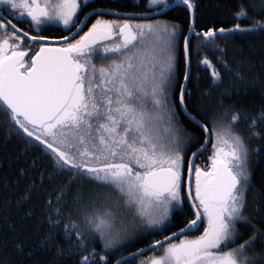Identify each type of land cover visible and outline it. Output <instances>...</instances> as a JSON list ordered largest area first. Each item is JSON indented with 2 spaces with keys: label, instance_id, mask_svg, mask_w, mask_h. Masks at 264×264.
I'll use <instances>...</instances> for the list:
<instances>
[{
  "label": "snow or ice",
  "instance_id": "1",
  "mask_svg": "<svg viewBox=\"0 0 264 264\" xmlns=\"http://www.w3.org/2000/svg\"><path fill=\"white\" fill-rule=\"evenodd\" d=\"M146 4L150 22L133 24L105 19L94 0H0V130L60 178H48L42 247L51 264H264V209L247 214L250 157L264 151L249 140L264 142V108L245 114L243 77L225 85L230 71L207 56L219 102L192 103L189 90L193 52L218 49L227 70L220 43L264 34V0L241 3L231 28L198 15L197 0ZM170 13L186 27L155 19Z\"/></svg>",
  "mask_w": 264,
  "mask_h": 264
},
{
  "label": "trees",
  "instance_id": "2",
  "mask_svg": "<svg viewBox=\"0 0 264 264\" xmlns=\"http://www.w3.org/2000/svg\"><path fill=\"white\" fill-rule=\"evenodd\" d=\"M249 2L250 0H197L198 15L222 22L220 26L226 25L231 28L234 26L231 21L235 18L239 5ZM256 3L259 5L260 0H256ZM95 4L97 7L104 6L111 11L127 15H144L147 9L146 0H98ZM156 19L180 25L182 29L187 24L183 16H177L175 13L162 15ZM241 26L248 27L249 24L245 22ZM197 30L202 31L203 27ZM183 35H187V32L184 31ZM220 48L224 49L223 60L228 65L227 70L218 63L221 57L218 49H210L199 54L193 52L191 57L193 84L189 89L192 92V103L211 107L219 102L224 91L209 87L211 70L199 63V59L207 56L222 74L230 71L231 75L225 78V85H229L232 79L243 77L244 84H238L237 87L249 88L251 93L236 98L238 107L249 116L258 115L264 108V34L257 32L241 36L229 42L227 46L220 43ZM178 57L182 82L185 67L182 44L178 50ZM178 119L184 121L183 116ZM182 127L190 130L186 122L182 123ZM239 130L243 131L245 136L248 135L246 125L241 124ZM196 135L199 137L198 133ZM261 143L264 142L257 139L249 140L250 148L253 150ZM210 153L211 145L207 153L196 159V164L202 168L206 167L210 163L208 160ZM191 157V152H188L187 158L191 159ZM249 167L251 178L247 192V214L255 215L257 210L264 209V151L250 157ZM52 174V167L40 152L15 138L6 140L4 131L0 130V264H51L53 261L54 253L42 247L46 234L45 190L50 191L55 186L48 179ZM41 175L44 177L43 185H41ZM58 179L60 178L52 175L53 182ZM177 230L171 229L164 235H170L172 231ZM152 239H163V235ZM150 242L151 240L139 244V248L147 247ZM131 251L136 252L138 248L133 247ZM124 255L127 256L129 253L125 251ZM136 264H139V260Z\"/></svg>",
  "mask_w": 264,
  "mask_h": 264
},
{
  "label": "water",
  "instance_id": "3",
  "mask_svg": "<svg viewBox=\"0 0 264 264\" xmlns=\"http://www.w3.org/2000/svg\"><path fill=\"white\" fill-rule=\"evenodd\" d=\"M106 16H111V17H114V18H119L121 20L123 19H129L130 21H133V20H136V21H140V20H147L145 18V15H127V14H123V13H118V12H114V11H111L109 14H107ZM162 16V15H160ZM158 16V17H160ZM156 17V18H158ZM210 145H208L207 147H209ZM200 155H197V157L195 158V161L196 159L199 157ZM192 159V158H191ZM145 249H147V247H144ZM149 254V253H148ZM128 256V255H127Z\"/></svg>",
  "mask_w": 264,
  "mask_h": 264
},
{
  "label": "flooded vegetation",
  "instance_id": "4",
  "mask_svg": "<svg viewBox=\"0 0 264 264\" xmlns=\"http://www.w3.org/2000/svg\"><path fill=\"white\" fill-rule=\"evenodd\" d=\"M97 1H98V0H94L95 3H96ZM138 1H140V0H138ZM89 11H91V9H89ZM107 17H110V19H117V18H114V17H111V16H105L104 18H105V19H108ZM14 22H15V21H14ZM92 22L94 23L95 20L93 19ZM121 22H122V20H121ZM130 22L133 23V24L141 23V22H136V20H134V21H130ZM20 26L23 27L24 29H27V27H28L27 24L20 25ZM88 26L90 27L91 25L89 24ZM86 30H87V29H85V31H86ZM46 34H47V35H50V36H52V37H55V38H59V36L62 34V32H61L60 29L53 28V29H50ZM77 38H78V37H77ZM97 63H98V66H99V62H98V61H97ZM195 163H196V161H195Z\"/></svg>",
  "mask_w": 264,
  "mask_h": 264
},
{
  "label": "rangeland",
  "instance_id": "5",
  "mask_svg": "<svg viewBox=\"0 0 264 264\" xmlns=\"http://www.w3.org/2000/svg\"><path fill=\"white\" fill-rule=\"evenodd\" d=\"M159 18V17H158ZM134 21V20H133ZM140 21H142V22H146V21H148V20H140ZM140 21H136V22H140ZM192 158V157H191Z\"/></svg>",
  "mask_w": 264,
  "mask_h": 264
},
{
  "label": "bare ground",
  "instance_id": "6",
  "mask_svg": "<svg viewBox=\"0 0 264 264\" xmlns=\"http://www.w3.org/2000/svg\"><path fill=\"white\" fill-rule=\"evenodd\" d=\"M128 15H131V14H128ZM145 15V14H144ZM156 19V18H155Z\"/></svg>",
  "mask_w": 264,
  "mask_h": 264
}]
</instances>
